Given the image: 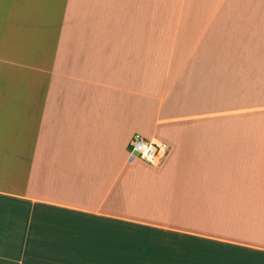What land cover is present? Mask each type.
Masks as SVG:
<instances>
[{
  "label": "crops",
  "instance_id": "0c3cea01",
  "mask_svg": "<svg viewBox=\"0 0 264 264\" xmlns=\"http://www.w3.org/2000/svg\"><path fill=\"white\" fill-rule=\"evenodd\" d=\"M0 264H264V0H0Z\"/></svg>",
  "mask_w": 264,
  "mask_h": 264
},
{
  "label": "built area",
  "instance_id": "2783aa9c",
  "mask_svg": "<svg viewBox=\"0 0 264 264\" xmlns=\"http://www.w3.org/2000/svg\"><path fill=\"white\" fill-rule=\"evenodd\" d=\"M166 153L167 147L164 143L149 141L140 135H134L129 141V158H138L139 160L154 168L161 166Z\"/></svg>",
  "mask_w": 264,
  "mask_h": 264
},
{
  "label": "rangeland",
  "instance_id": "374dc122",
  "mask_svg": "<svg viewBox=\"0 0 264 264\" xmlns=\"http://www.w3.org/2000/svg\"><path fill=\"white\" fill-rule=\"evenodd\" d=\"M133 136H134V135H133ZM133 136H132V137H133ZM131 139H132V138H131ZM131 139H130V140H131ZM130 140H129V141H130ZM128 147H129V144H128V146H127V153H128ZM136 159L139 160L138 158H136ZM139 161H141V160H139Z\"/></svg>",
  "mask_w": 264,
  "mask_h": 264
}]
</instances>
